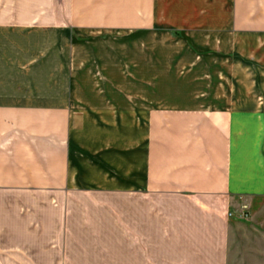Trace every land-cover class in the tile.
Instances as JSON below:
<instances>
[{"label":"crops","instance_id":"obj_1","mask_svg":"<svg viewBox=\"0 0 264 264\" xmlns=\"http://www.w3.org/2000/svg\"><path fill=\"white\" fill-rule=\"evenodd\" d=\"M143 1L8 46L0 0V264H231V202L264 196V0ZM100 32L123 46H76ZM155 40L213 52L205 103L152 105Z\"/></svg>","mask_w":264,"mask_h":264},{"label":"rangeland","instance_id":"obj_2","mask_svg":"<svg viewBox=\"0 0 264 264\" xmlns=\"http://www.w3.org/2000/svg\"><path fill=\"white\" fill-rule=\"evenodd\" d=\"M143 6V0H8V26L22 27V31H16L18 34L9 33L8 46H63L66 41L70 42V34L65 40L66 36L38 32L35 27L48 30L53 25H69L73 29L83 25L97 28L103 25L110 29L113 23L126 25L131 9L138 13L143 11ZM176 33H173L174 39L178 37ZM97 35L102 36L98 42H80L76 46H123L120 38L108 36L106 32ZM156 41H152L151 48L152 105H171L175 103L174 97L191 103H205L209 89L206 56L213 52L206 47L158 45L160 42ZM159 56L167 62L164 63L166 67L161 68L156 62ZM172 60V63L168 62ZM97 200L122 202L113 197ZM227 215L231 221V264H264V196L233 198ZM110 250L112 252L108 253V248L105 249L109 262L123 257L117 250L126 253V247L113 246Z\"/></svg>","mask_w":264,"mask_h":264}]
</instances>
